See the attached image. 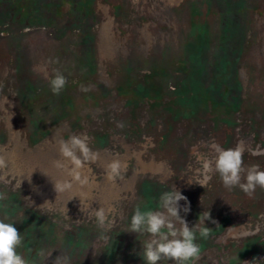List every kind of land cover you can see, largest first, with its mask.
<instances>
[{"label":"rangeland","instance_id":"1","mask_svg":"<svg viewBox=\"0 0 264 264\" xmlns=\"http://www.w3.org/2000/svg\"><path fill=\"white\" fill-rule=\"evenodd\" d=\"M94 5L96 68L87 76L78 33L0 28V156L8 165L0 168V220L21 234L24 264H145L142 242L151 237L128 232L131 216L137 205L156 210L174 187L190 205L185 214L179 202L190 228L202 213L211 217L189 264H264V188L248 196L225 188L215 171L202 173L214 144L264 170V0ZM56 70L67 77L59 95L49 83ZM73 136L96 156L76 153L80 180L60 154ZM114 160L121 175L110 181ZM100 207L103 228L93 215Z\"/></svg>","mask_w":264,"mask_h":264},{"label":"clouds","instance_id":"2","mask_svg":"<svg viewBox=\"0 0 264 264\" xmlns=\"http://www.w3.org/2000/svg\"><path fill=\"white\" fill-rule=\"evenodd\" d=\"M52 61H50L51 63ZM58 62V61H57ZM50 87L54 95H59L67 84V77L59 70L55 71L50 80ZM213 159L202 161V173L215 171L227 189L238 187L246 195L251 196L255 190L264 188V170L258 165L245 168L242 153L236 148H223L218 144L212 146ZM80 152L84 160H95L84 140L73 136L68 141H61L60 154L74 166L69 175L80 180L78 169L82 166L81 159L76 155ZM7 162L0 156V168H6ZM57 167L64 165L57 162ZM121 175V163L114 160L107 165V178L115 181ZM87 183V178L82 181ZM203 186V184H200ZM68 187L69 185H65ZM56 190L60 191V185L56 183ZM185 201L183 212L190 211L187 198L175 187L163 192L158 199L156 210L137 205L131 216L128 232L146 233L151 238L143 241L142 258L145 264H158L162 259L175 261V264H189L199 258L201 247L198 238H209L212 229L207 227L205 221L210 220V213H202L194 227H189L187 221L181 217L179 202ZM98 226L105 227L107 215L104 207L96 209L93 213ZM197 233L199 236H197ZM102 239H107L101 234ZM23 243L21 234L12 223L0 220V264H24V259L16 251ZM42 254V253H41Z\"/></svg>","mask_w":264,"mask_h":264},{"label":"trees","instance_id":"3","mask_svg":"<svg viewBox=\"0 0 264 264\" xmlns=\"http://www.w3.org/2000/svg\"><path fill=\"white\" fill-rule=\"evenodd\" d=\"M96 0H0V28L5 32L18 27L49 26L56 34H79L82 44L81 64L85 69V76L96 68L95 34L93 33L95 17L94 4ZM65 4L68 5L63 10ZM62 20H65L62 23ZM195 28V27H194ZM227 28V26H226ZM204 31V30H203ZM205 32V31H204ZM204 36L201 42H206ZM229 42V41H228ZM205 44V43H204ZM205 45L201 44V48ZM129 70V69H128ZM89 74H92L90 72ZM229 87H221L223 102ZM165 189V187L161 188Z\"/></svg>","mask_w":264,"mask_h":264},{"label":"bare ground","instance_id":"4","mask_svg":"<svg viewBox=\"0 0 264 264\" xmlns=\"http://www.w3.org/2000/svg\"><path fill=\"white\" fill-rule=\"evenodd\" d=\"M68 172V171H67Z\"/></svg>","mask_w":264,"mask_h":264}]
</instances>
